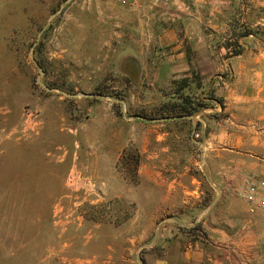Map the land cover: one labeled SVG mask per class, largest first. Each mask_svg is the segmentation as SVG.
<instances>
[{
	"label": "rangeland",
	"instance_id": "1",
	"mask_svg": "<svg viewBox=\"0 0 264 264\" xmlns=\"http://www.w3.org/2000/svg\"><path fill=\"white\" fill-rule=\"evenodd\" d=\"M129 10L0 0V264H150L159 223L140 239L142 215L153 213L137 202L141 123L183 111L177 102L196 111L207 102L196 76L144 78ZM237 250L239 264L254 255L264 264V238Z\"/></svg>",
	"mask_w": 264,
	"mask_h": 264
},
{
	"label": "crops",
	"instance_id": "2",
	"mask_svg": "<svg viewBox=\"0 0 264 264\" xmlns=\"http://www.w3.org/2000/svg\"><path fill=\"white\" fill-rule=\"evenodd\" d=\"M128 12L140 34L133 40L145 47L138 60L144 78L155 86L196 76V93L207 102L141 123L149 131L137 202L153 213L142 215L140 239L159 223L148 260L239 264L233 253L264 238V212L242 197L246 175L264 178V0H168Z\"/></svg>",
	"mask_w": 264,
	"mask_h": 264
},
{
	"label": "built area",
	"instance_id": "3",
	"mask_svg": "<svg viewBox=\"0 0 264 264\" xmlns=\"http://www.w3.org/2000/svg\"><path fill=\"white\" fill-rule=\"evenodd\" d=\"M120 7L132 11L145 12L148 9H156L165 5L168 0H109ZM243 199L252 210L264 212V178L248 174L244 179L242 192Z\"/></svg>",
	"mask_w": 264,
	"mask_h": 264
},
{
	"label": "trees",
	"instance_id": "4",
	"mask_svg": "<svg viewBox=\"0 0 264 264\" xmlns=\"http://www.w3.org/2000/svg\"><path fill=\"white\" fill-rule=\"evenodd\" d=\"M183 82H185L184 79H183ZM183 104H184V103H181V105H183ZM181 108L183 109V111H181V112H184V113H192V112L196 111L195 108H190L189 110H185L186 108H183L182 106H181ZM179 110H180V109H179ZM133 156H134L133 153L129 152L128 150H125V151L120 155L119 160H125V161L127 162V161H129ZM138 162H139V159H138V157L135 156V163H136V165H137Z\"/></svg>",
	"mask_w": 264,
	"mask_h": 264
}]
</instances>
